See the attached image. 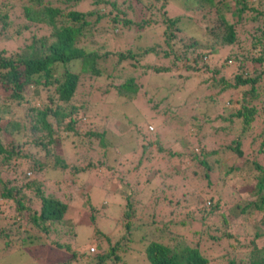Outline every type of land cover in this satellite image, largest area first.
<instances>
[{
  "label": "trees",
  "instance_id": "16d2710c",
  "mask_svg": "<svg viewBox=\"0 0 264 264\" xmlns=\"http://www.w3.org/2000/svg\"><path fill=\"white\" fill-rule=\"evenodd\" d=\"M126 1L131 11L137 7L133 13L139 14L138 20L126 16L121 7ZM137 3L142 0H134V4L130 0H28L22 5L25 20L45 27V31L32 34L29 42L23 40L17 51L5 53V48H0V246L10 250L4 255L27 245L25 240L32 238L29 233L33 230L51 236V244L65 251L57 264H124L123 256L135 234L144 244L143 254L149 264H211L198 242L187 239L191 222L207 225L211 234L206 239L229 241L230 225L240 220L250 238L238 243V248L229 246L216 259L219 264H264V163L257 157L264 154V116L250 104L259 95L257 80L264 76V0H154L153 4L141 5L143 15ZM0 4L5 7V3ZM169 8L179 12L170 13ZM185 10L197 13L196 29L205 41L193 32L192 36L184 34V20L195 24ZM6 18L1 12V30L21 35L28 28L23 23L12 29ZM245 26L248 44L243 47L236 30ZM141 30L148 34L145 46L134 43ZM233 45L241 49L228 51L220 62L218 52ZM112 57L116 70L104 75L119 79L110 86L125 104L134 101L141 88L144 93L157 89L160 84L149 87L155 78H179L183 83L186 75L202 69L214 74L219 67L225 68L227 61H237L230 79L212 76L210 80L219 91L248 86L236 100L240 107L222 117L227 124L237 122L239 127L233 134L227 125L220 126L231 135L220 146L214 141L203 143L207 133L199 132L202 138L198 144L195 141L167 151L158 142L152 151L148 130L142 132L138 126L134 150H128L124 140V148L117 138L108 140L104 128L79 130L86 115L85 104L76 98L80 80L84 75L92 79L101 76V62L107 60L112 65ZM251 70V75L242 77V72ZM29 87L31 93H26ZM46 87L53 93H43L42 98L41 90ZM145 95L151 109L165 100L154 103L151 94ZM60 142L74 157L69 165L71 173L103 168L117 175L113 190L111 184L106 190L99 188L119 199L117 226L121 233L112 242L109 236L100 240L103 234L96 229L93 253L76 242L75 227L81 221L64 216L71 196L63 200L40 177L57 165L66 167L63 159L55 164L50 161L56 154L53 148ZM27 149L34 157L28 156ZM115 150L120 155L114 154ZM109 151L125 174L107 164ZM151 165L160 182H151L146 176ZM27 172L33 173L32 177ZM142 175L145 178L140 186L138 178ZM203 180L208 189L196 190ZM143 189L147 193L142 195ZM83 205L93 221L96 206L88 198ZM161 205L167 206V211ZM158 209L163 214L158 216ZM194 233L201 237L203 232L198 228L191 230Z\"/></svg>",
  "mask_w": 264,
  "mask_h": 264
},
{
  "label": "rangeland",
  "instance_id": "374dc122",
  "mask_svg": "<svg viewBox=\"0 0 264 264\" xmlns=\"http://www.w3.org/2000/svg\"><path fill=\"white\" fill-rule=\"evenodd\" d=\"M130 1L134 4V0ZM27 2L28 0H0V3H5V7H2L0 4V13L2 12L7 15L6 20L9 21L12 29L22 26L23 23L28 24V28L24 29L21 35H17L16 33L11 34L7 29H0V48H5V53L17 51L23 40L29 42L32 34H40L45 31V27L39 25L33 26L30 21L28 22V20H25L22 16L21 7L24 3L27 4ZM127 3L128 1L124 4L122 3L121 6L126 12V16L138 20L140 18L139 14L133 13L134 9L137 7L133 8V11H131L127 6ZM144 3L153 4L154 0H142V3H137L140 15H143L142 11H145L141 8V5ZM169 12L178 13L179 11H174L169 8ZM185 12L187 15L193 17L192 21L195 24L184 20L181 25L184 34L186 36H192L190 33L193 32L192 34L194 36H199L202 42L205 41V37L202 38L199 34V30L196 29L197 17H195V14L197 13L189 12L188 10H185ZM147 15L148 14L143 17L146 18ZM226 15L229 16L228 13ZM244 28H238L236 30L240 39V45L243 47L248 44L245 35L248 34V29L246 26ZM147 36L148 34L146 30H141L140 38L134 39V43L139 46L147 45ZM10 37L16 38V40L13 42ZM128 39H130V37ZM240 49L241 48L235 45L231 47L227 46L223 50H220L216 56H219V61L223 62V56L229 53L228 51L237 52ZM112 60V65L106 63L107 60L101 62L100 65L104 68L101 76L92 79L87 77V75H84L80 80L77 87L76 98L85 104L86 115L80 122L79 130L82 128L85 129L89 126L91 129L98 130L104 128L108 140L115 141L117 138L119 144H121L123 148L125 147L126 142L130 146L128 150H130L131 147L134 150L137 146V141H135L134 136L135 132H137L136 130L138 126V129L142 132H146V129L148 130L146 135L150 137L148 139L153 144L152 151L155 150L154 148L157 142L167 151L170 148L178 149L180 146H188L192 144V142L195 143V141H197L198 144L202 138L199 132H204V134L207 133L203 143H207V141L211 143L214 141V145L220 146L227 141V137L231 136L228 132L221 130V127L227 125L228 128H231V130L228 131L233 134L234 130L239 127L237 122L227 124V121L225 122L222 120L227 117L229 111L240 107V102L236 100L242 98L243 91H245L248 86L230 87L223 91H219V86L213 84L210 80L212 76L214 78L222 76L226 80L230 79V71H236L235 66L238 65L237 61H227L228 63L226 64L228 65L225 68L219 67L214 74L205 69L191 75H186L188 74L186 73L185 75L187 76V79L183 83L180 82L179 78H155L157 81L155 79L151 80L149 87H154L159 84L160 86L155 90L152 89L148 91V93H144V90L141 88L139 95H136L134 97L135 100L131 101L129 105L128 103L125 104L124 98L118 97L116 95V89L110 86L112 82L116 84L119 79L110 80L104 75L105 73H112L116 70L114 62L115 58L112 57ZM212 64L213 59H210L209 65ZM247 65L250 69L252 68L251 62ZM110 66H112V68ZM244 66L245 64L243 65V68ZM211 68L213 69L216 67L213 66ZM251 74L252 70L248 74H244V72L241 73L242 77ZM257 81L259 95L258 97L255 96L250 104H254L260 115L264 116V112L262 111L264 107V101L262 102V100H264V76ZM31 88L32 87L27 88L26 93H31ZM43 93L45 95H51L53 89L46 87L43 91L41 90L40 95L42 98ZM145 94H147V96H150L149 94H151L154 99H152V102L154 101V103L163 98H165V100L157 102L156 108L151 109L145 100ZM248 97L246 98L248 99ZM164 109L166 111H164ZM8 112H10V110ZM120 136L122 138H120ZM145 139L143 141H145ZM60 143L53 148L56 154L55 157L53 156L50 158V161L53 160V163L55 164L58 163V160L63 159L62 161L66 162V167L61 169L60 166L57 165L55 169L48 171L40 177L43 178V182H46V184L49 185L48 187H51L54 193L60 196L63 200L71 196L64 216L67 219H72L74 221L79 219L78 221H81L75 227L76 242L78 247L85 248L87 246V252L93 253L96 252V246L94 245L96 242L94 239V231L96 229L103 234V236L99 238L100 240L109 236L112 242H114L121 233L120 228L117 226L120 214L119 199L116 195L111 194V191L107 193L109 195H106V193L99 188V186H102L103 188L105 187L104 190H106L111 184V190H113L115 185H117V175H110L109 172L106 170L104 171L103 168H99L97 171L92 169L78 174L71 173V171H69V165L74 163V157L72 153H69L67 146L62 142ZM90 149L92 150V148ZM128 150L126 153H128ZM138 150L139 149L135 152V157L138 156ZM26 152L29 157H34L33 152L28 149ZM113 153L120 155L119 150H115ZM113 153L109 151L107 155V164L118 169L119 174H125L126 172L123 169L117 167L118 164L115 160L111 159ZM165 153L166 152L160 153L158 156L159 159L164 156ZM257 157L264 163V154L260 153ZM21 167L24 168L23 161ZM147 167H145L144 170ZM162 167V165L157 166V168L161 170ZM154 170L155 169H153L151 165L148 168L146 176L150 177L151 182H160L159 175L158 173H155ZM32 174L33 173L29 174L27 172V176L32 177ZM144 178V175L138 178L139 184L144 182ZM131 181L135 182V178H131ZM178 182L181 181L178 180ZM141 185L142 183L140 186ZM195 188L196 190L208 189L204 180L196 185ZM85 193L87 194V197H84ZM146 193V190L142 191V195ZM151 196H153V194ZM84 198H88L92 206H96L93 221L89 219L90 210L83 205ZM161 209L167 211L168 207L161 205ZM161 214L163 213L159 210L158 216ZM194 216H197V213ZM209 221L210 219L208 222ZM198 228L202 229L203 233L201 237L196 233L191 234V230ZM229 231L232 233V237L229 240L230 245L229 241L225 239H221L220 241H210L206 239L208 238V235L211 234L207 225L200 226L197 221H192L191 225L188 227L187 239L191 242H198L200 248H202L205 251V254L209 257V262H211V264H219L218 258L216 259L215 257L218 253L224 252L229 246H235L238 248V243L250 238V234L246 231V228L242 226L240 220L231 224ZM29 234L32 238L29 237V239L25 240V244L31 245L29 247L25 245L19 250L14 248V250L4 255L9 249L0 246V254L4 255H0V264H57L56 262L63 259L64 255H66L64 250L57 249L51 244V236L33 230H30ZM133 237V242L129 245L130 247L123 256L124 264H149L143 254L144 244L139 243L135 234ZM42 242H44V244H39ZM90 246H92L94 250H89Z\"/></svg>",
  "mask_w": 264,
  "mask_h": 264
},
{
  "label": "built area",
  "instance_id": "2783aa9c",
  "mask_svg": "<svg viewBox=\"0 0 264 264\" xmlns=\"http://www.w3.org/2000/svg\"><path fill=\"white\" fill-rule=\"evenodd\" d=\"M89 250H93V247H92V246H90V247H89Z\"/></svg>",
  "mask_w": 264,
  "mask_h": 264
}]
</instances>
